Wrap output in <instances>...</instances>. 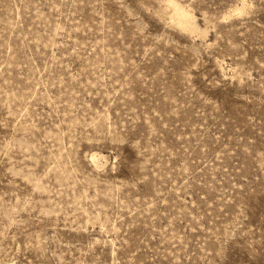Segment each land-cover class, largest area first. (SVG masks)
<instances>
[{"label": "rangeland", "instance_id": "obj_1", "mask_svg": "<svg viewBox=\"0 0 264 264\" xmlns=\"http://www.w3.org/2000/svg\"><path fill=\"white\" fill-rule=\"evenodd\" d=\"M177 1L0 0V264H264V0Z\"/></svg>", "mask_w": 264, "mask_h": 264}, {"label": "bare ground", "instance_id": "obj_2", "mask_svg": "<svg viewBox=\"0 0 264 264\" xmlns=\"http://www.w3.org/2000/svg\"><path fill=\"white\" fill-rule=\"evenodd\" d=\"M168 4L171 7L170 18L173 23L177 24L182 29L192 32L201 30L197 21L195 20L194 14L189 9H187L177 0H168ZM92 159L97 162L99 157L96 153H93Z\"/></svg>", "mask_w": 264, "mask_h": 264}]
</instances>
